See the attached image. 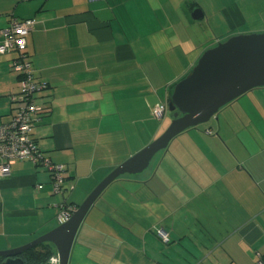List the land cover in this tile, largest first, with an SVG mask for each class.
Listing matches in <instances>:
<instances>
[{"label":"crops","instance_id":"1","mask_svg":"<svg viewBox=\"0 0 264 264\" xmlns=\"http://www.w3.org/2000/svg\"><path fill=\"white\" fill-rule=\"evenodd\" d=\"M195 8L201 18L192 17ZM12 16L35 19L26 52L46 87L35 94L42 112L32 136L64 164L65 186L54 193L40 164H11L0 176V250L64 222L61 212L161 135L173 115L167 109L158 119L152 107L167 104L205 49L264 32V0H0V40ZM13 56L0 53V123L18 104ZM262 255L264 86L105 187L79 226L69 264H256Z\"/></svg>","mask_w":264,"mask_h":264},{"label":"water","instance_id":"2","mask_svg":"<svg viewBox=\"0 0 264 264\" xmlns=\"http://www.w3.org/2000/svg\"><path fill=\"white\" fill-rule=\"evenodd\" d=\"M202 15L199 8L192 11L195 19ZM260 86H264V32L234 34L205 49L174 85L167 100L173 118L163 133L109 172L64 222L22 246L0 250V257L5 258L0 264H22L18 255L42 242L55 246L59 264H69L79 226L105 187L124 174L140 173L176 135L208 121L223 105Z\"/></svg>","mask_w":264,"mask_h":264},{"label":"built area","instance_id":"3","mask_svg":"<svg viewBox=\"0 0 264 264\" xmlns=\"http://www.w3.org/2000/svg\"><path fill=\"white\" fill-rule=\"evenodd\" d=\"M34 18H18L12 16L6 27L1 29L0 53H14L10 64L19 75V92L12 96L18 104L12 107L10 118L0 123V176L10 171V166L17 160H29L33 164H40L46 168L54 193H61L65 186V166L56 163L45 155L37 146L32 130L40 119L42 107L36 101V92L46 87L45 82H40L34 75L31 60L26 52L27 35L33 29ZM167 111V104L156 103L152 107L153 115L161 119ZM207 133H211L207 130ZM41 187V185H39ZM76 208L61 212L60 216L67 219ZM71 210V212H70ZM157 234L162 241L168 242V233L159 228ZM57 251H54L43 264H59ZM220 264V263H216ZM256 264H264V255L260 256Z\"/></svg>","mask_w":264,"mask_h":264},{"label":"trees","instance_id":"4","mask_svg":"<svg viewBox=\"0 0 264 264\" xmlns=\"http://www.w3.org/2000/svg\"><path fill=\"white\" fill-rule=\"evenodd\" d=\"M172 91H173V88L170 92V95ZM171 113L173 115V112ZM77 206L78 205H76V207ZM54 251H55V246L51 242H42L22 252L21 254L18 255V257L22 259L23 261L22 264H43L46 261V259L49 257V255L52 254ZM4 259H5L4 257H0V262H2Z\"/></svg>","mask_w":264,"mask_h":264},{"label":"rangeland","instance_id":"5","mask_svg":"<svg viewBox=\"0 0 264 264\" xmlns=\"http://www.w3.org/2000/svg\"><path fill=\"white\" fill-rule=\"evenodd\" d=\"M167 114H165V117L164 118H167ZM207 122V121H206ZM206 122H203V123H200V124H204V123H206ZM199 124V125H200ZM76 249H74L75 251L73 252V254L76 252V250L78 251L79 250V248H80V246L79 245H77L76 247H75Z\"/></svg>","mask_w":264,"mask_h":264}]
</instances>
